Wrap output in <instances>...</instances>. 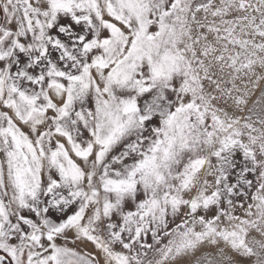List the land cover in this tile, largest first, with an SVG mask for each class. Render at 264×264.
Masks as SVG:
<instances>
[{"label":"snow or ice","instance_id":"snow-or-ice-1","mask_svg":"<svg viewBox=\"0 0 264 264\" xmlns=\"http://www.w3.org/2000/svg\"><path fill=\"white\" fill-rule=\"evenodd\" d=\"M261 80L264 0H0V264H264Z\"/></svg>","mask_w":264,"mask_h":264},{"label":"rangeland","instance_id":"rangeland-1","mask_svg":"<svg viewBox=\"0 0 264 264\" xmlns=\"http://www.w3.org/2000/svg\"><path fill=\"white\" fill-rule=\"evenodd\" d=\"M260 71L261 70L258 68L257 72H260ZM244 80H245V82H248L249 78L245 77ZM251 80H255V76L251 77ZM237 84L240 85L241 87H243V84L241 83V81H237ZM248 87L251 88V83H248ZM262 93H264V80H261L259 87H257L254 90V94L251 97L249 106H251L252 102H254L256 99L260 98ZM262 108H264V106H262ZM149 242H150V239H149ZM211 251L213 253L215 252L214 249H212ZM261 259H264V251L261 252ZM254 261H255V257L248 258L247 264H254ZM225 264H226V262H225Z\"/></svg>","mask_w":264,"mask_h":264}]
</instances>
